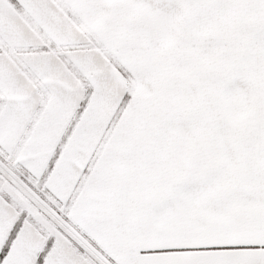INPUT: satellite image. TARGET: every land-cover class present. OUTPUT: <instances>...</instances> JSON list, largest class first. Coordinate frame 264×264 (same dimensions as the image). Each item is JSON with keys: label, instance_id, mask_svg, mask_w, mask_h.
Returning a JSON list of instances; mask_svg holds the SVG:
<instances>
[{"label": "snow or ice", "instance_id": "6c2138e0", "mask_svg": "<svg viewBox=\"0 0 264 264\" xmlns=\"http://www.w3.org/2000/svg\"><path fill=\"white\" fill-rule=\"evenodd\" d=\"M0 264H264V0H0Z\"/></svg>", "mask_w": 264, "mask_h": 264}]
</instances>
